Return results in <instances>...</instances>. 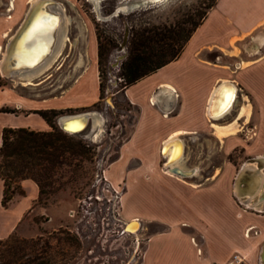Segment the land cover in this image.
I'll return each mask as SVG.
<instances>
[{
  "label": "crops",
  "instance_id": "crops-1",
  "mask_svg": "<svg viewBox=\"0 0 264 264\" xmlns=\"http://www.w3.org/2000/svg\"><path fill=\"white\" fill-rule=\"evenodd\" d=\"M39 1H1L7 8L0 12V55L7 54L10 40ZM7 12L17 17L12 27ZM78 60L75 57L71 65L85 73L89 63ZM92 69L94 89L83 97L61 99L59 104L48 98L11 95L0 87V142L5 126L49 129L36 109L94 101L98 88L95 66ZM226 80L237 87L236 104L222 117L211 116V95ZM136 82L140 85L131 89ZM133 83L125 87V95L137 104L139 113L105 175L111 183L123 185L119 199L123 219H136L142 232L151 223L159 227L145 234L138 258L129 264H224L234 254L247 264H264V209L260 204L264 193L254 196L257 206L242 200L249 198L258 168L240 174L244 161L223 158L213 162L209 153L215 145L226 152L239 147L252 157L264 156V0H215L179 55ZM247 101L254 110L249 117L238 116L239 106ZM6 105L13 110L2 108ZM86 110L90 109L75 113ZM234 120L238 130L233 133L220 132L215 126L224 127ZM175 138V143L181 140L185 146L184 166L195 168L188 177L162 166L161 146ZM113 164L118 176L109 171ZM20 186L24 193L10 206L0 201V236L14 229L36 199L34 182L22 178ZM2 188L0 178V199Z\"/></svg>",
  "mask_w": 264,
  "mask_h": 264
},
{
  "label": "rangeland",
  "instance_id": "rangeland-1",
  "mask_svg": "<svg viewBox=\"0 0 264 264\" xmlns=\"http://www.w3.org/2000/svg\"><path fill=\"white\" fill-rule=\"evenodd\" d=\"M1 1L3 0L0 3ZM59 1L70 18L67 25L69 41L62 47L60 55L49 69L33 78L38 81L37 84L14 85L9 78L0 74V87L11 95L48 98L51 103L59 104L61 99L83 97L81 94H88L94 89L92 68L95 66L97 88L99 81L102 84L101 96L97 90L96 99L88 104L55 105L48 108L57 110V113L51 115L53 123L58 116L73 114L77 110L99 111L105 117L104 131L96 140H91L81 132L64 134L58 130L60 141L64 145L83 148L84 152L70 155L68 162L52 166L51 176L40 180L44 191L39 199L32 201L13 230L0 236V264H129L138 258L145 234L159 225L151 223L147 231L142 232L140 224L138 227L128 228L126 221L127 229L133 232L120 233L119 228L125 219L122 221L117 214H107L101 203L93 200V195L100 187L92 185L95 160L103 158L106 161L105 169L108 168V164L116 157L118 146L130 134L139 113L137 104L125 95L123 79L118 78L122 77L119 63L128 48V42L125 41L122 46L124 50H118L124 26L128 28L127 37H130L135 28L151 23L178 20L188 25L189 20L195 19L199 12L210 8L211 6H206L214 0H100L99 11L108 16L102 19L96 16L89 0ZM122 2L127 5L126 8L110 15L113 7ZM24 6L23 1L19 7L20 12ZM6 8L0 5V12ZM7 13L10 14L9 20L7 19L10 21L9 27H12L17 17L14 18L11 12ZM98 42L103 48L99 63ZM79 55L90 65L85 73L71 65ZM82 73L83 76L77 77ZM139 85L140 82L133 83L131 89ZM2 108L13 110V107L7 105ZM252 109L251 106V111ZM209 153L213 162L228 158L234 163H242L253 156L244 153L239 147L226 152L215 145ZM11 157L7 156L8 159ZM109 171L114 176L119 175L115 164ZM24 178L34 182L38 195L39 185L35 178L30 175ZM21 179L17 178L19 183ZM118 183L122 185L121 182ZM105 193L107 194L106 191ZM85 195L92 197L83 201ZM18 196L13 193L7 206ZM250 200L254 202L253 198ZM262 201L260 204L264 209V199Z\"/></svg>",
  "mask_w": 264,
  "mask_h": 264
},
{
  "label": "bare ground",
  "instance_id": "bare-ground-1",
  "mask_svg": "<svg viewBox=\"0 0 264 264\" xmlns=\"http://www.w3.org/2000/svg\"><path fill=\"white\" fill-rule=\"evenodd\" d=\"M89 1L92 3L98 18L102 19L108 17L104 16L99 11L100 0ZM152 1L154 2L156 0ZM142 5L144 4L142 3ZM126 6L127 5H125L123 2L119 3L115 7V10H124ZM59 8H61L62 14L61 10H58ZM69 19L70 18L68 17L62 3L55 0L39 1L26 18L25 23L19 29L17 35L14 36L15 38L10 40L9 49L6 52L7 54L5 53V56L0 55V70L2 74L10 76L12 82L15 85L18 83L24 85L37 84L38 81L36 82V80H33V78L50 68L55 59L60 55L61 49L66 44V41H69L67 33V27H69L67 25L68 22H70ZM118 50H124V48H118ZM81 59L82 57L79 55L78 62H81ZM221 84L222 86H228L229 91L224 93L220 89L218 92L216 86L212 95L210 94L211 106L208 107V113L214 117H222L223 115L227 114L233 108V106H235L237 100L236 85L227 80L223 81ZM216 93L218 94L215 95ZM213 102H215L214 107L212 105ZM250 112L251 104L249 101H247L239 106L238 116L246 115L249 117ZM104 122V115L101 112L95 110H86L73 114H63L57 118V123H60L69 130L65 131L62 129L64 132L70 134H76L80 132L83 134L86 133L85 136L91 140H96L103 133ZM215 126L220 132L233 133L238 130L237 120L232 121L224 127L219 125ZM177 138L169 140V142L165 143L162 147V152L165 154V165H163V167L170 173H172L170 171V169H172L180 174L185 173V175L188 177L189 174L195 170V168H186L184 166L183 158L185 146L181 140H178L175 143ZM252 168H258L255 185L252 187L250 192L251 194H248L249 198H246L243 201L248 205L256 206V201L251 202L250 199L254 198L257 193L258 196L264 193V156L248 158L241 165L238 173L243 174L246 170H252ZM235 192L238 193L237 183L235 184ZM258 200L261 201L262 199L260 200L258 197ZM127 224L128 228L139 226V223L136 219L128 221ZM122 226L127 229L126 220L123 221Z\"/></svg>",
  "mask_w": 264,
  "mask_h": 264
},
{
  "label": "trees",
  "instance_id": "trees-1",
  "mask_svg": "<svg viewBox=\"0 0 264 264\" xmlns=\"http://www.w3.org/2000/svg\"><path fill=\"white\" fill-rule=\"evenodd\" d=\"M215 0L207 5L210 7ZM207 9L198 13L195 19H190L188 25L181 21L151 23L137 27L130 37H127L128 48L119 63L120 74L125 86L142 76L156 70L164 63L176 58L195 27L201 22ZM103 48L98 42L97 61L102 57ZM100 71V70H99ZM99 95L102 84L98 83ZM8 110V109H6ZM50 125L46 130H35L26 127L5 126L1 131L0 142V178L3 188L1 204L7 206L13 193H24L17 178L28 175L35 178L39 185L38 195L44 191L40 180L51 176V168L69 161V156L84 152L83 148L68 147L60 141L58 130L66 134L51 115L57 113L55 108L36 109ZM7 156H12L7 158ZM7 168V169H6Z\"/></svg>",
  "mask_w": 264,
  "mask_h": 264
},
{
  "label": "built area",
  "instance_id": "built-area-1",
  "mask_svg": "<svg viewBox=\"0 0 264 264\" xmlns=\"http://www.w3.org/2000/svg\"><path fill=\"white\" fill-rule=\"evenodd\" d=\"M119 80L122 79V77H118ZM105 165L106 161L98 157L95 160V173L93 175L92 185H98L100 187V190L96 192L93 195V200H97L99 203H101V206H103V210L106 211L107 214H110L114 216L115 214L119 215V199L120 195L123 191V185H119V183L113 184L109 181V179L105 175ZM163 165V161H162ZM104 191L107 192V194H104ZM92 195H85L82 200L84 201L86 198H91ZM122 221L123 218L119 217ZM252 227H247L246 230H250ZM120 233L130 232L128 231L124 226H120L119 228ZM224 264H247L243 259L237 258L234 254L232 257V260L227 261ZM257 264V263H256Z\"/></svg>",
  "mask_w": 264,
  "mask_h": 264
},
{
  "label": "water",
  "instance_id": "water-1",
  "mask_svg": "<svg viewBox=\"0 0 264 264\" xmlns=\"http://www.w3.org/2000/svg\"><path fill=\"white\" fill-rule=\"evenodd\" d=\"M117 12H119V10H118V9L115 10V6H114L113 9L110 11V15L116 14ZM127 35H128V28H127V26H124V30H123V34H122V38H121V40H120V42H119L118 48H122V46L124 45V43H125V41H126ZM218 88H219V90L221 89V91L224 92V93H226V92L229 91L228 86H222L221 83L217 85V87H216L217 91H218ZM56 123H57V119H56ZM57 125H58L61 129L65 130V131H69L67 128H65L64 126H62L60 123H59V124L57 123ZM79 129H81V128H79ZM79 129H78V130H79ZM78 130H76V131H78ZM163 146H164V145L161 146V153H163V152H162V147H163ZM164 163H165V161H163V165H165ZM189 170H190V169H189ZM170 171H171L172 173L180 174V173H178V172H175V171L172 170V169H170ZM180 175H182V176H186L185 173H181Z\"/></svg>",
  "mask_w": 264,
  "mask_h": 264
}]
</instances>
